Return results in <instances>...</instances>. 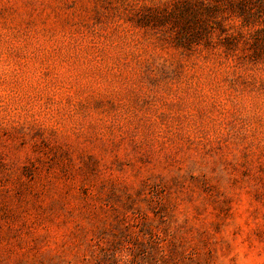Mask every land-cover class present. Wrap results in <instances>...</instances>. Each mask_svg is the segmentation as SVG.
Listing matches in <instances>:
<instances>
[{"label":"rangeland","instance_id":"1","mask_svg":"<svg viewBox=\"0 0 264 264\" xmlns=\"http://www.w3.org/2000/svg\"><path fill=\"white\" fill-rule=\"evenodd\" d=\"M262 4L0 0V264H264Z\"/></svg>","mask_w":264,"mask_h":264},{"label":"trees","instance_id":"2","mask_svg":"<svg viewBox=\"0 0 264 264\" xmlns=\"http://www.w3.org/2000/svg\"><path fill=\"white\" fill-rule=\"evenodd\" d=\"M263 5H264V4H262V6H263ZM263 7H264V6H263ZM192 11H193V10H192ZM192 11L189 10V9H184V8H183V11H182V12H184V14L186 15V18H187V19L191 20V23H198V24H201L200 21H198V20L196 19V11H194V13H192ZM200 11H202V12H205V11L212 12V10H211V6H210V5L204 6V9L202 8V9H200ZM250 13H251L250 10H248V9H246V8H244V7H240V8H239V14H240V16H242L243 19L246 18V16H247L248 14H250Z\"/></svg>","mask_w":264,"mask_h":264}]
</instances>
